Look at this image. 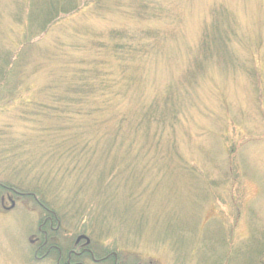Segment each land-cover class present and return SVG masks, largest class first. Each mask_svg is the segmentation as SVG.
<instances>
[{
	"label": "rangeland",
	"instance_id": "374dc122",
	"mask_svg": "<svg viewBox=\"0 0 264 264\" xmlns=\"http://www.w3.org/2000/svg\"><path fill=\"white\" fill-rule=\"evenodd\" d=\"M34 1L0 0V264H55L50 212L117 264H264V0H58L33 43Z\"/></svg>",
	"mask_w": 264,
	"mask_h": 264
},
{
	"label": "flooded vegetation",
	"instance_id": "af4514ba",
	"mask_svg": "<svg viewBox=\"0 0 264 264\" xmlns=\"http://www.w3.org/2000/svg\"><path fill=\"white\" fill-rule=\"evenodd\" d=\"M45 209V208H44ZM59 221L55 218V215L52 213L46 215L37 225V236L35 237V244L32 255L36 260L45 259L50 252L55 253V264H85V259L90 258L93 262H101L112 258V264H117L116 255L114 253H108L103 256L95 257L93 251L88 247V244L85 243V239L77 238L74 241V246H72L67 251L62 250L59 246L54 243H51V238L54 235H51V232L57 230ZM83 240V241H82Z\"/></svg>",
	"mask_w": 264,
	"mask_h": 264
},
{
	"label": "trees",
	"instance_id": "16d2710c",
	"mask_svg": "<svg viewBox=\"0 0 264 264\" xmlns=\"http://www.w3.org/2000/svg\"><path fill=\"white\" fill-rule=\"evenodd\" d=\"M33 3L38 7V10L41 8V12L35 10L37 7L34 6V13L30 14L27 13L26 15L23 14V18H20L19 16H16V19H20L22 25L26 27V29H33L36 28L38 30V34L34 35L36 39L33 41L35 43L36 41L40 40L42 36H44L46 33H48L51 26L55 23V21L59 20L60 18H63L66 15H70V13L75 9L74 4H71L70 2L67 3L65 6H63V2L61 1H53V0H35ZM83 6L82 1H80V4L77 5V11L80 7ZM31 15V16H30ZM33 24V25H32ZM116 34V32H115ZM26 43L32 42L30 39H25ZM99 41V40H97ZM101 42V41H100ZM4 67H2V70L0 71L3 75L6 73ZM4 77V76H3ZM79 83L77 82V90H78ZM84 87V85H82ZM79 90L77 91L78 94ZM82 97L77 95V99L80 100ZM77 100V101H78ZM56 218V217H55ZM58 219V218H57Z\"/></svg>",
	"mask_w": 264,
	"mask_h": 264
},
{
	"label": "water",
	"instance_id": "95a60500",
	"mask_svg": "<svg viewBox=\"0 0 264 264\" xmlns=\"http://www.w3.org/2000/svg\"><path fill=\"white\" fill-rule=\"evenodd\" d=\"M84 237L83 235L78 236L77 239ZM85 238V237H84ZM86 242H88V239H86Z\"/></svg>",
	"mask_w": 264,
	"mask_h": 264
}]
</instances>
